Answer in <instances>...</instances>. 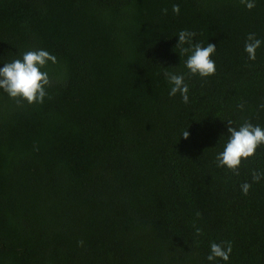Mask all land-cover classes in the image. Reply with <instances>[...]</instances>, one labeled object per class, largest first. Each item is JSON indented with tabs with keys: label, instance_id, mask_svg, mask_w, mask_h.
<instances>
[{
	"label": "trees",
	"instance_id": "1",
	"mask_svg": "<svg viewBox=\"0 0 264 264\" xmlns=\"http://www.w3.org/2000/svg\"><path fill=\"white\" fill-rule=\"evenodd\" d=\"M254 2L0 0V67L57 59L43 103L0 90V264H264V145L239 175L215 160L227 121L264 128V43L244 51L249 33L264 41ZM181 30L217 46L215 75L189 73ZM165 71L184 75L187 104ZM222 241L229 260L209 262Z\"/></svg>",
	"mask_w": 264,
	"mask_h": 264
},
{
	"label": "clouds",
	"instance_id": "2",
	"mask_svg": "<svg viewBox=\"0 0 264 264\" xmlns=\"http://www.w3.org/2000/svg\"><path fill=\"white\" fill-rule=\"evenodd\" d=\"M248 10H252L256 5L254 0H240ZM174 14L180 13V6L174 4L172 6ZM162 12L167 15L168 9H162ZM196 35L195 32L188 30H181L178 34V44L180 47V54H187L185 67L189 70L191 75H199L202 78L215 75L216 64L211 57L215 54L217 46L213 43H207L204 46L200 43H192V38ZM264 43L261 39L256 38L255 33H249L244 51L251 61L256 60V52ZM189 45L183 47V45ZM48 62L52 64L57 63L54 55L43 49H34L25 51L22 58L14 59L11 62L4 63L0 67V90H3L9 98L16 101L18 104L27 102L28 104L43 103L45 97L48 95L47 88L51 86V78L46 68ZM167 81L172 85L169 96H175L177 93L182 97V101L187 104L189 101L188 92L189 86L185 83V77L182 74L173 72H164ZM239 107L243 109L244 105L240 104ZM264 108V104L260 105ZM229 127L228 140L216 157L217 167H227L234 174L239 175V167L242 161L255 155L256 150L261 145H264V128L259 125H253L249 121H245L239 128L232 126V121H227ZM190 133L184 130L181 137L184 139L189 138ZM264 179V172H252V181L254 183L260 182ZM241 191L247 195L250 191L252 184L245 182L241 184ZM197 212V218L200 217ZM195 235L202 236L203 230L195 227ZM83 246V241L78 242ZM232 252V243L230 241H222L220 243L212 242L210 244V254L206 257L209 262H214L217 258L228 261Z\"/></svg>",
	"mask_w": 264,
	"mask_h": 264
}]
</instances>
